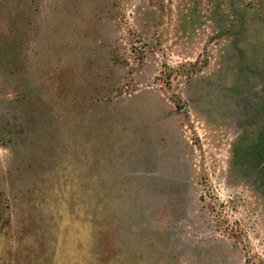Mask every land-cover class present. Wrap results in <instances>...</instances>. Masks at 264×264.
Wrapping results in <instances>:
<instances>
[{"label": "rangeland", "instance_id": "374dc122", "mask_svg": "<svg viewBox=\"0 0 264 264\" xmlns=\"http://www.w3.org/2000/svg\"><path fill=\"white\" fill-rule=\"evenodd\" d=\"M0 264H264V0H0Z\"/></svg>", "mask_w": 264, "mask_h": 264}]
</instances>
